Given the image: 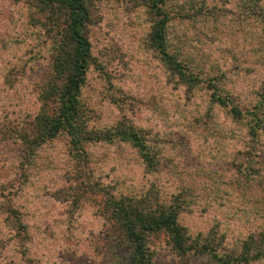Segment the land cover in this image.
I'll return each instance as SVG.
<instances>
[{"label":"rangeland","instance_id":"1","mask_svg":"<svg viewBox=\"0 0 264 264\" xmlns=\"http://www.w3.org/2000/svg\"><path fill=\"white\" fill-rule=\"evenodd\" d=\"M174 1L183 6L187 0ZM23 3L0 0V264H30V259L33 264H129L128 251L105 234L95 203L101 196L83 199L74 209L66 138L45 146L35 168L22 172L20 144L10 138V128L38 112L35 84L51 68V43L33 25L32 12ZM96 11L99 23L90 33L95 62L87 74L84 101L103 129L130 124L148 131L161 163L157 173L149 174L130 145H100L92 156L104 187L142 195L155 185L168 204L183 192L187 206L180 225L193 238L213 230L226 234L234 253L236 242L264 223V178L256 173H264V158L248 142V119L236 122L227 110L212 107L205 91L189 97L185 87L168 82L162 62L147 44L151 19L138 4L103 0ZM224 21L215 27L206 20L196 31L175 22L171 37L198 59L202 55L207 69L214 66L230 79L234 103L251 110L264 78L256 59L264 40L259 45L252 36L262 34V24L257 31L251 22L241 27ZM187 39H194L190 47L183 43ZM260 141L264 146V137ZM7 207L19 212L26 232L15 229ZM151 247L154 264H212L205 257L180 258L167 233Z\"/></svg>","mask_w":264,"mask_h":264},{"label":"trees","instance_id":"2","mask_svg":"<svg viewBox=\"0 0 264 264\" xmlns=\"http://www.w3.org/2000/svg\"><path fill=\"white\" fill-rule=\"evenodd\" d=\"M22 1L32 12L33 25L43 29L51 43V68L35 84L34 91L40 104L38 112L22 125L10 128V138L20 144L22 172L30 173L35 168L45 146L58 138H66L73 166L69 179L74 180V185L69 187V199L76 209L83 199L101 196L99 201L95 199V203L107 226L105 234L109 240H116L121 251H128L129 264H154L151 243L166 233L173 251L182 259L205 257L212 264H263L264 223L259 226V231H251L241 242H236L233 253L232 247L227 244L226 234L213 230L208 235L199 234L193 238L180 225L179 217L184 212L183 207L187 206L183 192L174 195L172 203L168 204L155 185L142 195L104 187L92 156L94 148L100 145H112L116 141L130 145L139 152L149 174L157 173L161 163L151 149L148 131L144 128L138 130L130 124L103 129L96 125L95 111L84 101L87 74L95 62L90 33L92 27L99 23L96 10L103 0ZM129 1L142 7L151 19L147 44L162 62L168 82L185 87L189 97L205 91L210 105L227 110L236 122L248 119V142L256 144L254 148L264 158V146L260 145L264 137V78L254 107L243 111L233 101L235 92L231 90L230 79L221 75L214 66L207 69L202 55L198 59L197 55L175 43L172 40L175 37H171V27L175 22L196 31V27H205L206 20L215 27H219L218 21L229 20L233 24L241 23V27H249L248 22H251L250 25L257 27V31L262 26V34H252L260 45L264 40V0H187L183 6L174 0ZM212 2L221 7L212 6ZM231 5H234L233 9L229 8ZM193 40L187 39L183 43L190 47ZM257 54L256 59L264 67V59H260L264 50ZM254 59V56L250 57V60ZM243 86L245 83L242 85L244 89ZM248 157L254 160L257 156L249 154ZM256 173L264 178V173ZM7 210L9 217L15 218L12 222L14 227L26 232L19 212L13 207H7ZM29 263L34 262L30 259Z\"/></svg>","mask_w":264,"mask_h":264}]
</instances>
